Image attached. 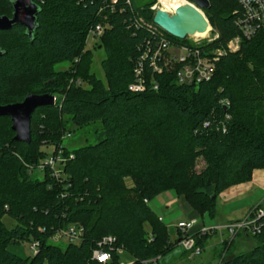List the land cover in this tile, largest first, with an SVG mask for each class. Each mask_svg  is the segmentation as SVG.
<instances>
[{"label": "trees", "instance_id": "trees-1", "mask_svg": "<svg viewBox=\"0 0 264 264\" xmlns=\"http://www.w3.org/2000/svg\"><path fill=\"white\" fill-rule=\"evenodd\" d=\"M34 2L39 12L31 36L21 25L0 31V105L29 93H51L57 103L33 112L30 143L14 141L11 118L0 117V264H102L93 250L107 236L115 241L102 244L111 254L104 264H126L123 251L133 257L131 264L158 262L174 244L152 199L174 190L200 215H214L222 190L264 168V24L238 51L220 56L210 80L180 83V63L162 73L147 66L146 89L135 92L129 86L149 42L163 36L177 45L189 43L153 23L154 0H117L113 6L110 0ZM210 3L204 12L219 37L203 43L207 49L225 46L239 32L237 1ZM12 11V0H0V15ZM106 22L95 44L106 52L103 80L91 71L94 52L87 35ZM63 61L71 65L55 70ZM96 123L101 129L93 142L73 150L64 145L66 133ZM48 147L72 154L58 178L49 170L38 178L31 169L46 158ZM5 215L15 219L13 227L5 225ZM70 225L85 228L80 242L64 248L50 242ZM193 235L204 246L207 236L199 230ZM253 237L250 252L221 264H264V226ZM25 240L39 242L31 258L9 249ZM224 245L230 254L232 243Z\"/></svg>", "mask_w": 264, "mask_h": 264}, {"label": "built area", "instance_id": "built-area-1", "mask_svg": "<svg viewBox=\"0 0 264 264\" xmlns=\"http://www.w3.org/2000/svg\"><path fill=\"white\" fill-rule=\"evenodd\" d=\"M236 1L239 5V10H235L234 14H236L235 24L239 32L237 35L233 36L225 46H216L209 49L203 46V43H212L219 37V33L213 32L211 25L207 29L208 34L206 36H188L189 43L180 45L173 43L166 37L160 36V38L146 45L143 55L135 68V82L129 86V89L135 92L144 91L146 89L145 72L147 66H149L153 73H162L167 65L170 66L180 63L181 66L177 73L180 83H199L210 80L215 70V63L219 60L220 56L226 52L238 51L241 47L242 40L252 38L264 24V0ZM110 2L113 6L117 0H110ZM128 2H130V0H128ZM103 3H105V1H103ZM185 3H191L197 7L191 0H154L153 4L150 6V10L153 11L154 17L157 9H164L169 13H174L179 6ZM200 10L204 12L203 9ZM108 25L107 22L96 25L95 28L89 31L87 40L88 38L98 40ZM155 25L158 26L157 24ZM71 82L80 86L85 85V82L81 78H73ZM153 84V87L157 89V82ZM56 103L57 98L55 97V104ZM70 136V133H66L64 138L66 139ZM69 157H72V154L67 156L65 150L62 148L55 149L53 147H48V155L46 158L37 165L31 166V169H38L41 171L49 170L52 176L58 178L62 174L61 167L66 163ZM145 201L148 202L147 199H145ZM159 219L163 220L160 216ZM195 223L196 219L182 220L177 223V228L182 233L179 244L185 250L190 251L191 256L200 255L204 250V247L197 243L195 236L190 233ZM263 226L264 205L258 203L244 219L210 228L202 226L199 229V236L210 232L220 233L224 235L222 242L226 243L227 240L231 241V239L235 238L240 232L245 233L247 236H256L261 233ZM84 232L85 228L83 226L70 225L65 229H60L57 234L67 239L68 242L78 243L82 239ZM114 241L115 238L113 236L104 237L102 242L99 243V248L93 250V258L102 264L108 262L111 259V254L102 248V244L112 243ZM38 247V241L30 244V248L35 253L38 252ZM122 250V247L117 248L119 252H122ZM144 264H158V262L157 259L154 258L144 261Z\"/></svg>", "mask_w": 264, "mask_h": 264}, {"label": "rangeland", "instance_id": "rangeland-1", "mask_svg": "<svg viewBox=\"0 0 264 264\" xmlns=\"http://www.w3.org/2000/svg\"><path fill=\"white\" fill-rule=\"evenodd\" d=\"M137 1L143 4L148 0ZM210 25L212 27L211 23ZM187 40H189V37H187ZM96 42L97 40L93 38H88L87 40V48L92 49L94 52L91 71H94L98 77L105 80L106 77L101 61L105 57L106 52L104 48L96 49ZM70 65V61H63L55 65V70H64ZM85 85H87L86 82ZM96 129H101L99 123L87 125L83 129H77L70 137L64 139V145L70 150H73L93 142V134H95ZM202 164L200 161L198 167L200 168ZM33 175L38 178H43L44 173L41 170L35 169L33 170ZM127 183L131 185V179H127ZM182 201H186V199L183 196H178V193L174 190L161 192L151 201V207L158 216L162 217L163 222L167 225L169 239L174 244L169 252L160 257L158 264H221L224 260L231 258L235 254L250 252L256 245V239L253 236H247L245 233L240 232L231 241L227 240L226 243H232L229 254L226 253V245L222 242L224 235L210 232L203 235L207 236L204 239L203 252L200 255L191 256V252L185 250L177 242L182 236L178 232L177 223L181 217H188V213L182 209ZM258 203L264 205V168L257 169L253 173L251 180L233 184L222 190L217 197V206L214 215H211L209 212H204L203 215L198 213L195 224H203L210 228L220 224L234 222L238 219H244L251 211V207L253 208ZM3 221L7 227H13L15 225V219L9 215H5ZM50 242L62 248L66 247L69 243L67 239L58 234L54 235L50 239ZM9 249L26 258L33 257L35 253L31 250L30 243L26 240L20 243L10 244ZM120 255L123 263H132L133 257L127 251H123ZM41 264H48V262L44 260Z\"/></svg>", "mask_w": 264, "mask_h": 264}, {"label": "water", "instance_id": "water-1", "mask_svg": "<svg viewBox=\"0 0 264 264\" xmlns=\"http://www.w3.org/2000/svg\"><path fill=\"white\" fill-rule=\"evenodd\" d=\"M179 6L174 13H169L164 9H157L153 22L168 34L185 39L194 35L196 32L207 31L210 22L200 9L210 7V0H191ZM12 15H0V31L11 29L14 25H21L26 28L29 36L37 26L38 5L34 0H12ZM4 51L0 47V57ZM55 104V96L51 93L35 94L29 93L25 98L16 103L1 104L0 117L8 116L11 118L12 130L15 132L14 141L31 142V117L33 112L42 106H52Z\"/></svg>", "mask_w": 264, "mask_h": 264}, {"label": "crops", "instance_id": "crops-1", "mask_svg": "<svg viewBox=\"0 0 264 264\" xmlns=\"http://www.w3.org/2000/svg\"><path fill=\"white\" fill-rule=\"evenodd\" d=\"M256 171V170H255ZM254 171V172H255ZM151 205V201L149 203ZM182 209L188 213V217H181L179 221H182V220H191V219H197V216H198V213L191 207V205L189 203H187L186 201H182ZM194 211H192V210ZM252 209V207H251ZM239 220V219H238ZM202 226H204L203 224H199V225H194L193 229L191 230L190 233L193 234V232H197ZM193 231V232H192ZM179 242V240H178Z\"/></svg>", "mask_w": 264, "mask_h": 264}, {"label": "bare ground", "instance_id": "bare-ground-1", "mask_svg": "<svg viewBox=\"0 0 264 264\" xmlns=\"http://www.w3.org/2000/svg\"><path fill=\"white\" fill-rule=\"evenodd\" d=\"M208 34V30L204 32H196L193 36L195 37H204Z\"/></svg>", "mask_w": 264, "mask_h": 264}]
</instances>
